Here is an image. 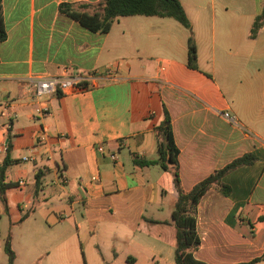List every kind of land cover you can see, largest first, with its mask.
<instances>
[{
    "label": "crops",
    "instance_id": "crops-1",
    "mask_svg": "<svg viewBox=\"0 0 264 264\" xmlns=\"http://www.w3.org/2000/svg\"><path fill=\"white\" fill-rule=\"evenodd\" d=\"M98 1H2L0 143L10 142L11 164L5 171L8 212L0 201V214L10 231L20 224L46 232L47 264H175L173 176L160 164L135 162L158 159L156 127L165 105L185 190L244 153L257 156L222 177L230 194L212 187L199 201L201 243L194 256L208 264L260 257L264 25L255 38L249 32L264 0H182L198 68L187 63L190 30L172 17L120 16L108 32H96L60 9L71 3L92 13L78 4ZM111 67L112 79L106 76ZM64 68L96 71L99 78L87 90L53 93L44 103L32 97L28 77ZM43 106L49 114L42 116ZM3 112L15 115L9 127ZM12 247L18 261L13 236Z\"/></svg>",
    "mask_w": 264,
    "mask_h": 264
},
{
    "label": "trees",
    "instance_id": "trees-1",
    "mask_svg": "<svg viewBox=\"0 0 264 264\" xmlns=\"http://www.w3.org/2000/svg\"><path fill=\"white\" fill-rule=\"evenodd\" d=\"M2 1L0 0V41L4 40L7 36L3 23ZM73 6L71 3H62L60 9L78 20L83 26L96 32H108L114 21L120 16L141 14L172 17L190 30L187 63L191 68H198L197 46L192 32L191 21L184 9L182 0H100L92 5L88 3L78 4L81 8L92 7V13L79 11ZM263 25L264 4L261 13L256 16L252 23L249 36L255 38ZM87 89L89 87L84 83L78 91ZM156 131L159 138L158 159L136 160L135 162L140 165L160 164L163 169L170 171L173 176L174 185L178 192L171 214L172 221L176 227L175 264H208L194 256V251L201 243L196 227L197 205L204 194L212 187L218 188L225 195L230 194L231 187L222 181V177L239 166L253 163L257 159V156L250 152L244 153L222 168L213 171L210 175L197 182L190 190H185L181 182L178 160L179 149L174 140L172 119L165 105L163 106L162 119L157 125ZM10 147V142H7V154L3 165L0 167V201L6 212H8V200L6 196L8 184L5 182V171L11 164L9 156ZM39 180L40 177L37 175V185L39 184ZM28 215L29 212L23 215L22 219ZM4 251L8 256V264H15L16 253L12 247V237L10 234L5 239ZM263 258L264 253L252 261L238 264H255V262Z\"/></svg>",
    "mask_w": 264,
    "mask_h": 264
},
{
    "label": "built area",
    "instance_id": "built-area-1",
    "mask_svg": "<svg viewBox=\"0 0 264 264\" xmlns=\"http://www.w3.org/2000/svg\"><path fill=\"white\" fill-rule=\"evenodd\" d=\"M115 69L108 68L106 70V76L107 78H115ZM99 73L96 71H81V72H75L73 70H70L68 68H64L63 71L59 74H34L30 77H28V80L32 83V87L30 88V94L33 98L41 100V103L45 102V98L49 95L57 92H62L64 94L67 93H73L80 89V86H82L84 83L88 85L89 88L93 87L96 82L98 81ZM82 91V90H80ZM39 113L41 115H47L49 114L48 107L43 106L42 108H38ZM4 115L7 116V122L6 125L9 127L11 124V119L15 115L5 113ZM226 116L228 114L226 113ZM233 121L236 122V120L233 118ZM46 139V134L44 131L41 132V134L38 136V142L44 143ZM99 150L103 151V146L99 145ZM7 151V142L0 143V167L3 165L4 162V155ZM23 160H29L33 159L32 156L24 155L22 156ZM96 176H93L92 179L96 180ZM19 183H24V180H19Z\"/></svg>",
    "mask_w": 264,
    "mask_h": 264
},
{
    "label": "rangeland",
    "instance_id": "rangeland-1",
    "mask_svg": "<svg viewBox=\"0 0 264 264\" xmlns=\"http://www.w3.org/2000/svg\"><path fill=\"white\" fill-rule=\"evenodd\" d=\"M57 204V203H56ZM38 222H42V217L37 214ZM68 220V219H67ZM71 220V218L69 219ZM10 234L14 237L16 250L18 252V261L15 264H26L30 256L35 257V264H47V252L46 247H42L41 242L46 243V232L37 233L33 227L25 225H16L10 228L8 226V218L5 214H0V243L2 249L0 250V264H7L8 256L3 251V242L7 235ZM94 253L95 250H93ZM77 254L80 257L81 263L84 261V251L83 249H77ZM86 252L90 255V250L87 248Z\"/></svg>",
    "mask_w": 264,
    "mask_h": 264
}]
</instances>
